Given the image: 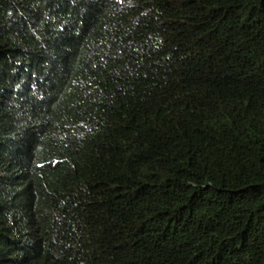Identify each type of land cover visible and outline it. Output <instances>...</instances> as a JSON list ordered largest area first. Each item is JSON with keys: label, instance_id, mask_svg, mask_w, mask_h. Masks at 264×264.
<instances>
[{"label": "trees", "instance_id": "1", "mask_svg": "<svg viewBox=\"0 0 264 264\" xmlns=\"http://www.w3.org/2000/svg\"><path fill=\"white\" fill-rule=\"evenodd\" d=\"M0 264H264V0H0Z\"/></svg>", "mask_w": 264, "mask_h": 264}]
</instances>
